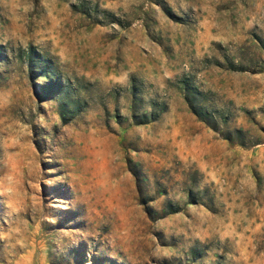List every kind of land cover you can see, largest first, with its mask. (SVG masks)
Here are the masks:
<instances>
[{
    "label": "rangeland",
    "instance_id": "rangeland-1",
    "mask_svg": "<svg viewBox=\"0 0 264 264\" xmlns=\"http://www.w3.org/2000/svg\"><path fill=\"white\" fill-rule=\"evenodd\" d=\"M0 264H264V0H0Z\"/></svg>",
    "mask_w": 264,
    "mask_h": 264
}]
</instances>
